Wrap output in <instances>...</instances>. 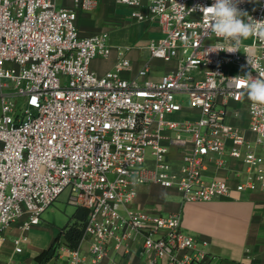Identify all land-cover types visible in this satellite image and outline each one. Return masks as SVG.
Instances as JSON below:
<instances>
[{"label": "built area", "instance_id": "obj_1", "mask_svg": "<svg viewBox=\"0 0 264 264\" xmlns=\"http://www.w3.org/2000/svg\"><path fill=\"white\" fill-rule=\"evenodd\" d=\"M115 1L134 22L162 29L146 47L150 59L129 79L122 73L131 68L132 46L117 47L118 62L106 74L91 69L113 52L107 32L82 36L77 26L97 0H0V246L19 224L13 242L22 253L30 231L68 191V203L89 212L83 241L91 260L64 246L66 264H97L110 250L124 259L136 252L140 264H215L183 230L180 213L135 208L138 188L173 189L185 203L264 194V111L233 79L264 74V42L250 37L237 52L209 51L228 44L204 12L190 9L214 0ZM238 7L264 19V0ZM154 59L175 67L151 79ZM228 159L241 165L233 185L206 179L211 161L220 169Z\"/></svg>", "mask_w": 264, "mask_h": 264}, {"label": "crops", "instance_id": "obj_2", "mask_svg": "<svg viewBox=\"0 0 264 264\" xmlns=\"http://www.w3.org/2000/svg\"><path fill=\"white\" fill-rule=\"evenodd\" d=\"M130 22H132L130 9L118 5L115 0H97V6L93 11L79 13L77 26L82 36L107 32L111 39L110 43L113 46L111 56L96 58L91 63V69L98 75L102 76L115 68L118 62L117 47L121 46L115 45V41L121 40L119 38L122 37V40L126 42L125 46L133 47L128 54L132 65L129 70L123 71L124 78H132L143 63L150 59L146 47L150 41L162 36L161 27L157 23H138L135 36L131 33L130 28L133 26H130ZM143 24H146L144 30ZM146 32L153 34L149 40L142 38L143 33L146 34ZM137 47H144V49L138 50ZM140 53L143 55L141 56ZM174 67V62L167 63L154 59L151 61L148 77L158 80ZM1 110L0 99V113ZM182 116L183 114L178 115L179 118ZM234 123L246 125V122L241 120H234ZM259 153L264 156V146L259 148ZM240 168V163L232 159H228V168L220 169H217L214 161H211L206 179L231 181V177L234 176L233 170ZM231 183L234 184L233 181ZM135 208L164 216L180 213L183 230L196 241L198 246L207 248L216 256L215 264H264V194L261 191H234L230 197L208 202L185 203L173 189L157 184L141 185L138 188ZM47 229L43 223L34 227L30 231L31 235L29 233L28 242L24 244L23 252L17 254L13 240L19 234V224L12 225L6 233V242L0 246V264H37L35 258L52 245L61 228L54 227L52 236L45 244L33 241L34 233ZM64 246L66 245L59 248L58 256L47 264H66V255L62 250ZM80 248L87 255L88 260H91L90 243L82 241ZM128 260L137 264L142 262L136 252L124 259L110 250L108 256L97 264H126Z\"/></svg>", "mask_w": 264, "mask_h": 264}, {"label": "clouds", "instance_id": "obj_3", "mask_svg": "<svg viewBox=\"0 0 264 264\" xmlns=\"http://www.w3.org/2000/svg\"><path fill=\"white\" fill-rule=\"evenodd\" d=\"M241 0H214V3L207 7L197 6L190 9L194 12L199 8L206 14L205 18L209 22L208 27L217 37L223 38L228 47L226 49L211 48L209 51L224 50L227 52H237L241 47L242 41L250 37H255L264 42V19L256 20L247 12L242 11L238 4ZM156 9H153L155 11ZM247 63L252 68L256 67L257 61L253 59L251 53L254 50H248ZM237 87L245 89L248 99L258 111H264V74L258 73L253 77L250 73L243 77H234Z\"/></svg>", "mask_w": 264, "mask_h": 264}, {"label": "rangeland", "instance_id": "obj_4", "mask_svg": "<svg viewBox=\"0 0 264 264\" xmlns=\"http://www.w3.org/2000/svg\"><path fill=\"white\" fill-rule=\"evenodd\" d=\"M130 20V26H133L130 28L132 35L136 36V32L138 31L136 28V25H139L138 23L134 22L131 18ZM135 25V26H134ZM144 27H146V24H143L142 28L144 30ZM137 30V31H135ZM143 32V31H142ZM153 34L150 35L149 32H146V34L143 33V39L149 40ZM123 38V37H122ZM122 38H119L121 40H116L115 45H121L125 46L126 42L122 40ZM111 42V39H110ZM132 43V42H131ZM141 56L143 53H140ZM145 59V58H143ZM77 207L70 205L68 203V191H65L59 199L43 214L42 216V223L47 226V230L45 231H37L33 234V241H40L42 244H45L48 242V238L52 236V232L54 231V227L56 228H63L65 227L69 221L71 220L74 212L76 211ZM31 235V232H30ZM64 243L60 242L59 246H63ZM27 246V245H26ZM27 248V247H26Z\"/></svg>", "mask_w": 264, "mask_h": 264}, {"label": "trees", "instance_id": "obj_5", "mask_svg": "<svg viewBox=\"0 0 264 264\" xmlns=\"http://www.w3.org/2000/svg\"><path fill=\"white\" fill-rule=\"evenodd\" d=\"M88 214L89 212L86 208L78 207L69 223L60 229V233L52 245L35 258L37 264H47L50 260L57 257L60 242H63L64 245L71 249H78L84 238Z\"/></svg>", "mask_w": 264, "mask_h": 264}]
</instances>
